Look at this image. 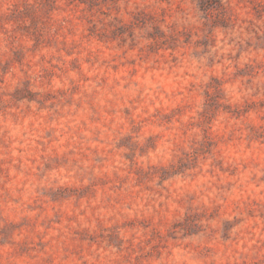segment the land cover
Segmentation results:
<instances>
[{"label":"clouds","instance_id":"obj_1","mask_svg":"<svg viewBox=\"0 0 264 264\" xmlns=\"http://www.w3.org/2000/svg\"><path fill=\"white\" fill-rule=\"evenodd\" d=\"M0 264H264V0H0Z\"/></svg>","mask_w":264,"mask_h":264}]
</instances>
